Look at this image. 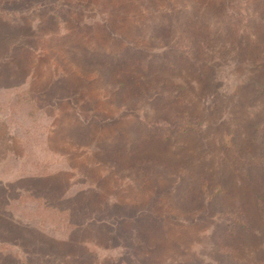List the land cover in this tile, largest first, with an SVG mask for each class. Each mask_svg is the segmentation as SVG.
I'll return each mask as SVG.
<instances>
[{
	"label": "rangeland",
	"instance_id": "rangeland-1",
	"mask_svg": "<svg viewBox=\"0 0 264 264\" xmlns=\"http://www.w3.org/2000/svg\"><path fill=\"white\" fill-rule=\"evenodd\" d=\"M20 1L0 14V100L27 89L44 99L0 114V264H264V131H253L264 122V97L255 89L264 71L254 50L193 30L201 74L185 62L176 71L153 68L176 95L170 107L199 123L198 133L172 142L144 138L133 111L146 116L152 104L134 91L118 95L102 67L104 54H162L150 37L159 8L184 1L216 18V2L60 0L75 11L53 17ZM222 1L253 13L249 0ZM113 71L120 77L112 84L141 75L132 60ZM226 132L236 136L249 176L232 165ZM31 192H41L46 206L58 201L92 213L64 225L42 214L26 197Z\"/></svg>",
	"mask_w": 264,
	"mask_h": 264
},
{
	"label": "trees",
	"instance_id": "trees-1",
	"mask_svg": "<svg viewBox=\"0 0 264 264\" xmlns=\"http://www.w3.org/2000/svg\"><path fill=\"white\" fill-rule=\"evenodd\" d=\"M16 1L18 0H0V4L4 7V10L0 9V14L4 13L3 11H5L7 6L12 5ZM212 1H215L217 4L216 8L218 10V15L216 18L201 16L203 13L200 12L201 14H199V8L197 5H190L187 2L184 3V1L177 3V9H175L176 6L174 5L168 7L163 6V9H167L166 12H162V8H159L161 11L158 12L161 13V17H159L155 25L151 27L153 33L150 34V37L153 47L160 46L159 48L161 50L165 47L162 50V54L153 55L151 57L148 51L139 48L136 49L137 52L131 53V56H127L122 53L112 55L104 54L105 57L103 56L104 61L107 63L105 66L102 65L105 70L104 73L107 75L106 78L109 83L116 88L115 92H117L118 95L124 97L134 91V96H137V99L143 98L152 104V110H150L151 112H145L146 116H142L138 112L137 107L134 108L135 111H133V115L136 117V123H134L140 127L146 140L172 142L177 139V135H192L200 131L199 123L196 122L194 116L191 115L189 110L183 111L182 114L179 115L173 107H170L175 105L176 101H167L169 98H176V95L169 90V83L167 81L153 78L152 73L154 67L174 69L173 71H176L177 66L181 65L182 62H185L200 74L205 70L203 61L199 59V52L197 50L199 42L194 41L195 37L192 36V33H190L191 31L214 30V34L210 36V42H213L214 39H217V37L226 36L228 38L232 36L234 47L236 49L244 51L245 48L250 47L254 50V63L259 69L264 71V38H259L258 36L260 33L264 35V31L260 32L258 30L261 27L264 29V13H262L264 10L261 8V5H264V0H249L248 5L252 9L253 13H243L241 10L234 9L222 0H211L210 3ZM20 2L28 6L27 8H32L34 11L45 12L47 14L53 12L55 14L53 17H61L59 16V13L65 7L68 12L75 11L73 6L68 8V6L64 5V3L60 0H21ZM78 7L82 9L84 8L81 3L78 4ZM50 16L52 17L51 14ZM178 33L181 35L180 38H177ZM185 33H187L189 39L185 38ZM182 38L184 40H182ZM124 60H132L135 72L141 75L135 76V78L130 80V82L118 80L116 81V84H112V79L120 77V74L118 72L115 73L113 68H119V65ZM93 63L96 65L95 58ZM132 77H134V74ZM255 89L257 90L259 96L261 95L264 97V85L257 84ZM43 99V95L34 92L31 89H27L22 92L21 90L17 91L15 96L13 95V97L8 99L9 101L0 100V114L8 117L10 115L9 110H11L13 105L16 107H22L34 103L36 105L34 107L36 108L39 104H42L41 101ZM166 104L169 107H167ZM171 111H175V113L172 114ZM98 116L99 113L95 112L93 114V120ZM107 119L108 117L104 118L103 124L107 122ZM193 121L197 124H194ZM253 131L255 133H259V131L263 132L264 122H262L261 125L259 124V126L258 124L254 125ZM6 135H8L6 140L13 145L12 134L8 133ZM223 145L226 152L230 156V161L235 169L241 174L249 176L247 168H245L246 162H243V157L237 146L236 136L233 133L226 132L223 137ZM106 146L104 145L102 148L104 149ZM108 150L115 151L118 149L117 147L115 148V146L108 145ZM126 150L132 152L133 149L128 146ZM119 152V154L129 156V154H125L122 151ZM148 162L154 161L148 160ZM177 169L180 172L186 171L183 166L177 167ZM210 186L211 184L207 180H205L202 184L206 193L210 192ZM214 187L219 191H223V186L220 184ZM26 197H30L31 200H35L38 203L39 210L42 214L48 215L51 219L58 217V219H61L62 222L65 221L64 225H66L67 221H71L73 217L89 216V214L92 213L89 208H63L58 201L57 204L53 203L50 206H46L47 199L41 192H31L26 195ZM79 213L81 214L79 215ZM39 223L42 224L44 222ZM232 260L235 261V259ZM17 261L19 264H29L27 261L19 259ZM236 261L240 263L239 260Z\"/></svg>",
	"mask_w": 264,
	"mask_h": 264
}]
</instances>
